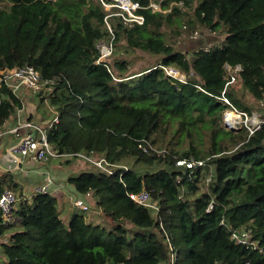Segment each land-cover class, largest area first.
Wrapping results in <instances>:
<instances>
[{
  "label": "trees",
  "instance_id": "16d2710c",
  "mask_svg": "<svg viewBox=\"0 0 264 264\" xmlns=\"http://www.w3.org/2000/svg\"><path fill=\"white\" fill-rule=\"evenodd\" d=\"M136 1H154L160 10L141 8L143 23L128 25L115 14L117 7L105 9L100 0L0 5V70L30 65L41 78L61 79L50 99L58 122L46 130L61 155L39 162L68 164L83 154L128 167L119 177V171L106 174L80 157L93 169L81 167L66 177L77 193L97 197L109 227L76 211L65 220L50 192L20 198L15 223L4 224L0 213V264H169L171 253L173 264H264V122L250 135L223 128L224 105L194 85L217 95L223 64H240L227 96L248 113L264 100V0H194L188 27L223 28L225 37L220 45L201 44L190 52L175 49L161 30L180 27L188 1ZM111 35L117 49L108 70L95 63V44ZM134 49L159 57L129 73L120 55ZM156 64L194 76L176 81ZM20 106V98L1 86L0 126ZM139 141L165 154L145 153ZM179 157L207 159L210 181L207 168L188 174L176 167ZM8 187H18L10 169L0 178V193ZM143 189L151 190L159 212L129 198ZM15 225L19 229L11 231ZM242 227L251 228L262 250L230 239L229 229Z\"/></svg>",
  "mask_w": 264,
  "mask_h": 264
},
{
  "label": "built area",
  "instance_id": "2783aa9c",
  "mask_svg": "<svg viewBox=\"0 0 264 264\" xmlns=\"http://www.w3.org/2000/svg\"><path fill=\"white\" fill-rule=\"evenodd\" d=\"M105 9L110 7H117L118 12L115 14L119 15L125 24L132 25L142 24L144 21V16L139 13L138 10L141 8H151L152 11L160 10L158 3L150 1L147 6H142L136 0H127L124 4L120 0H100ZM179 4L182 5L180 0ZM107 17V16H106ZM108 30L112 34L109 23L105 20ZM194 37L197 33L194 32ZM97 58L95 63L102 64L108 68L107 62L114 51L113 35L109 39L102 38L96 41ZM154 67H160L165 76H168L176 81L186 83L189 77H193L194 73L190 70L187 74L181 72L178 68L172 65H162L156 64ZM241 65L235 64L231 65L227 62L223 64V79L224 85L219 94L214 95L207 92L199 85L194 84L197 88L203 92L213 96L218 102L224 105L222 112L221 124L223 128L229 129L233 132L245 129L247 134H252L256 129H258L261 123L264 122V118H260L254 113H248L246 110L240 109L234 105V103L227 96V88L236 81L237 74L241 71ZM61 79L59 76H53L51 78H41L39 72L30 65H23L12 69L0 70V87L5 86L10 88L12 93L19 98V91L21 87L28 88V90L36 95L46 94L47 98H51L53 93L54 85ZM40 96V95H39ZM52 113L54 116L50 119L49 123L45 126H41L30 119H22L19 114L23 110V105L21 103L20 107H17V122L12 131L17 132L22 130V134L19 139L8 148V155L11 163L17 167L23 160L27 159L31 162H37L45 159L47 156L57 157L60 156L56 150H54L51 144L48 143L46 138V130L55 123L58 122L56 106H52ZM138 146L145 153H149L152 149L157 154H165V149H156L151 145H146L140 142ZM80 157L85 158L87 161L91 162L99 170L105 172L106 174H113L116 170L119 171V177L128 169L126 164L115 163L107 160L105 157H88L83 154H78ZM176 167L184 168L188 174H191L193 170L197 168H207V174L205 177V182L208 183L211 179L212 165L205 158H185L179 157L175 159L174 162ZM8 169L0 167V177L6 174ZM43 178V182L38 185L35 189L37 192H49L50 186L54 183V178L48 171L40 172ZM178 177V182H179ZM130 199H132L137 205L150 208L153 212H159V205L157 200L153 198L151 190L143 189L139 192L128 193ZM18 198L16 193L11 188H5L0 193V213L1 219L4 224H12L17 221V217L14 213V208L16 207V202ZM72 204L81 210L88 209V206L80 198H74L71 200ZM213 200L211 199L206 207V211H210L213 208ZM223 223V221H221ZM230 239L237 244H242L251 249L262 250L263 248L258 245V241L252 237V231L250 227H242L240 229L230 228ZM169 247L171 248L170 244ZM174 253L170 254L169 264L174 262Z\"/></svg>",
  "mask_w": 264,
  "mask_h": 264
},
{
  "label": "crops",
  "instance_id": "0c3cea01",
  "mask_svg": "<svg viewBox=\"0 0 264 264\" xmlns=\"http://www.w3.org/2000/svg\"><path fill=\"white\" fill-rule=\"evenodd\" d=\"M9 0H6L7 3ZM19 98L23 105V110L19 114L22 119H30L35 123H38L41 117H44L43 107L44 104H47L48 111L51 112L52 104L49 98L36 95L31 93L28 88L21 87L19 91ZM17 107L14 110V113L6 119L0 126V167L10 169L16 177L18 183L17 188H11L14 190L21 191L22 195L17 196L18 200L20 198L30 199L33 194H35V189L38 185L43 182V178L40 172L48 171L54 177V183L50 186L49 192L57 198L59 204H68L71 206L70 209H73L71 200L74 198H80L83 202L90 207L94 203V198L92 193H86L81 195L77 193L74 187L66 181V177L69 174L75 173L82 167L80 162H77L73 165H60L59 160L55 159L49 163L44 162H31L27 159L23 160L17 167H15L8 155V148L14 144L22 134V130L17 132L12 131L17 122ZM46 121V119H45ZM65 160V159H63ZM62 160V161H63ZM3 177V176H1ZM0 177V178H1ZM9 188V187H8ZM16 193V191H14ZM17 195V193H16ZM17 200V202H18ZM16 202V203H17ZM69 215V214H68ZM67 220L68 216H64ZM9 236V235H8Z\"/></svg>",
  "mask_w": 264,
  "mask_h": 264
},
{
  "label": "rangeland",
  "instance_id": "374dc122",
  "mask_svg": "<svg viewBox=\"0 0 264 264\" xmlns=\"http://www.w3.org/2000/svg\"><path fill=\"white\" fill-rule=\"evenodd\" d=\"M117 1V0H116ZM189 2L190 6L186 7L187 14L184 15L183 18H181L180 21V27L177 26V23H173L171 25H165L161 30L163 32V35L165 37V40L167 42H170L175 49L190 52L191 50H194L199 45L202 44V46L199 47H211L214 45H220L225 37V31L223 28H219L217 30H210L208 27L196 23L192 28H189L188 25L185 23L187 18L192 16V9L194 6V0H186ZM6 0H0L1 6H6ZM194 32L197 33V36L194 37ZM204 42V43H203ZM117 49V45L114 47V52ZM113 52V54H114ZM111 55L110 63L112 62V57L114 55ZM122 58H126L128 60V72H139L143 67L147 66L148 64H151L157 60L159 56L151 55L143 50L140 49H134L129 50L127 53L120 55ZM42 96V98L46 97V94H39ZM47 98V97H46ZM51 99V98H50ZM49 101V98H48ZM47 104H44L43 112L44 117L42 116L40 121L37 123L41 126H45L49 123L50 119L52 118L53 109L51 108V112L48 111ZM253 112L260 118H264V100L262 102L253 104ZM46 119V121H45ZM61 165H73L77 162H80L82 164V170L87 169H93V167L88 164L84 159L78 157L73 160H69V163L66 164V160L61 161ZM81 171V170H80ZM52 175V174H51ZM53 177V176H52ZM54 178V177H53ZM17 193V196H21L22 193L19 190H14ZM93 196V194H92ZM95 196H93L94 198ZM97 197L94 198V203L88 207L86 210H81L79 208H73L70 209L71 206L68 204H59L57 203L58 210L60 211L61 216H69L71 215L73 211L84 213L86 220L94 223V224H100L105 227H109V221L101 214L100 208L96 204ZM69 214V215H68ZM19 229V226L15 225L11 228V231H15ZM2 259V256L0 254V260Z\"/></svg>",
  "mask_w": 264,
  "mask_h": 264
},
{
  "label": "bare ground",
  "instance_id": "6f19581e",
  "mask_svg": "<svg viewBox=\"0 0 264 264\" xmlns=\"http://www.w3.org/2000/svg\"><path fill=\"white\" fill-rule=\"evenodd\" d=\"M120 1H122L124 4H126V3H127V2H126L127 0H120Z\"/></svg>",
  "mask_w": 264,
  "mask_h": 264
}]
</instances>
